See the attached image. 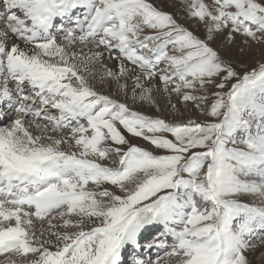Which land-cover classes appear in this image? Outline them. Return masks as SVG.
I'll list each match as a JSON object with an SVG mask.
<instances>
[{
  "label": "snow or ice",
  "instance_id": "6c2138e0",
  "mask_svg": "<svg viewBox=\"0 0 264 264\" xmlns=\"http://www.w3.org/2000/svg\"><path fill=\"white\" fill-rule=\"evenodd\" d=\"M0 264H264V0H0Z\"/></svg>",
  "mask_w": 264,
  "mask_h": 264
},
{
  "label": "rangeland",
  "instance_id": "374dc122",
  "mask_svg": "<svg viewBox=\"0 0 264 264\" xmlns=\"http://www.w3.org/2000/svg\"><path fill=\"white\" fill-rule=\"evenodd\" d=\"M165 2H168V0H165ZM171 2H172V3H175L176 0H171ZM168 10H169V11H175L174 8H169ZM197 115H199V113H197Z\"/></svg>",
  "mask_w": 264,
  "mask_h": 264
}]
</instances>
